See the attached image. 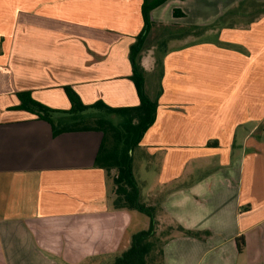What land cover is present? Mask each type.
Returning a JSON list of instances; mask_svg holds the SVG:
<instances>
[{
  "label": "crops",
  "instance_id": "crops-1",
  "mask_svg": "<svg viewBox=\"0 0 264 264\" xmlns=\"http://www.w3.org/2000/svg\"><path fill=\"white\" fill-rule=\"evenodd\" d=\"M142 3L0 0V264L115 258L147 228L112 208L94 164L101 132L53 136L17 108L25 92L67 111L63 87L84 105H138L129 48ZM149 22L139 64L157 108L134 151L155 169L140 196L169 190L160 227L199 233L168 238L163 263L264 264V0H166Z\"/></svg>",
  "mask_w": 264,
  "mask_h": 264
},
{
  "label": "trees",
  "instance_id": "trees-1",
  "mask_svg": "<svg viewBox=\"0 0 264 264\" xmlns=\"http://www.w3.org/2000/svg\"><path fill=\"white\" fill-rule=\"evenodd\" d=\"M166 0H143L141 13L143 28L129 48L131 65L130 80L133 82L139 103L131 107H110L102 102L84 105L78 95L70 88L63 87L70 109L56 111L45 107L29 97L28 93L17 94L18 109L25 110L51 125L52 135L67 132L97 131L102 133L101 143L95 157V167L105 172L111 181V204L114 210H136L148 219L145 230L132 234L127 248L114 258L112 264H164L162 245L172 236H199L197 232L184 230L176 223L160 227L157 214L161 212L160 203L169 190L162 191L153 203L141 199L140 188L133 173V152L138 147L145 132L154 124L157 100L149 99L145 93L143 69L139 64L140 53L150 30L149 12ZM89 109H99L111 115H120L123 122L113 125L105 119H74L65 124H54L53 114L75 115ZM238 252L244 246L243 237L235 239Z\"/></svg>",
  "mask_w": 264,
  "mask_h": 264
},
{
  "label": "rangeland",
  "instance_id": "rangeland-1",
  "mask_svg": "<svg viewBox=\"0 0 264 264\" xmlns=\"http://www.w3.org/2000/svg\"><path fill=\"white\" fill-rule=\"evenodd\" d=\"M98 118L108 120L115 126H119L124 120L123 117L120 115H111L105 112L104 110H99V109H89L87 111L77 113L75 115L64 116L63 118H57L55 114L52 115V121L54 124H65L73 121L74 119L80 120V119H98ZM144 162L145 161L143 159H140L137 156V150L134 151L133 171L135 174V179L137 180V184L140 188V191H145L147 188H149V184L151 182L150 178L145 177L144 175L150 176V174L153 173V170L155 169L154 165L148 166ZM142 165H144V168H142ZM138 215L142 217V219L147 218L144 214L138 213ZM113 260L114 258L106 257L100 260H93V261L88 260L84 264H112Z\"/></svg>",
  "mask_w": 264,
  "mask_h": 264
}]
</instances>
